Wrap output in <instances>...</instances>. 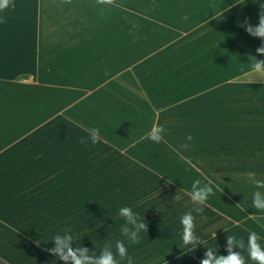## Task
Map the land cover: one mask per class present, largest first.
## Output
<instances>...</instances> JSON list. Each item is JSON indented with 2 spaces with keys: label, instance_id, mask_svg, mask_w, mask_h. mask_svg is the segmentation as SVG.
<instances>
[{
  "label": "crops",
  "instance_id": "obj_1",
  "mask_svg": "<svg viewBox=\"0 0 264 264\" xmlns=\"http://www.w3.org/2000/svg\"><path fill=\"white\" fill-rule=\"evenodd\" d=\"M14 3L7 10V23L0 24V264H62L48 250L55 247L53 237L66 230L73 236V248L84 246L89 255L93 251L98 256L103 247L111 246L115 253V234L110 235L115 239L96 234L85 241L79 236L83 230L98 232V225L83 221L84 209L99 215L93 193L68 191L73 184L65 186L66 177L36 174L34 168L46 167L45 163L37 165L39 161L22 154L31 151L29 138L43 134L44 129L32 126L43 115L33 112L58 95L71 105L67 117L90 135L98 130V136L114 134L115 126L139 124L147 104H202L197 118L201 124L193 133L202 136L206 147L202 166L218 169L219 184L208 198L209 206L192 214L197 217L194 231L203 243L182 246V224L148 225L138 244L120 240L132 264H200L209 248L228 255L226 237L234 235L245 242L236 250L246 264H256L247 241L249 232L255 231L264 248V227L256 222V216L264 213L253 207V194H264V188L251 183L264 181V77L252 71L251 56L264 41L239 24L245 18L258 24V4L253 0H116L119 7L98 0ZM131 101L136 110L131 111ZM126 112L128 122H123L120 117ZM208 181L203 178V184ZM84 199L92 202L90 206Z\"/></svg>",
  "mask_w": 264,
  "mask_h": 264
},
{
  "label": "rangeland",
  "instance_id": "obj_2",
  "mask_svg": "<svg viewBox=\"0 0 264 264\" xmlns=\"http://www.w3.org/2000/svg\"><path fill=\"white\" fill-rule=\"evenodd\" d=\"M64 100L68 98L52 97L49 104L33 112L43 115L32 125L44 129L43 134L29 138L31 151L22 154L39 161L37 165L45 163L46 167L34 168L36 174L66 177L69 182L65 186L73 184L68 191L93 193V203L96 202L93 207L99 215L94 211L84 213V209L83 221L98 225V232L83 230L79 234L83 241L91 239L92 235L97 238L96 234H109V238L115 234L118 240L126 239L121 228L127 225L119 215L123 207L130 208L148 225L181 224L186 213H196L199 207L188 195L194 181L199 180L203 186V178H207L212 181V187L219 190L218 169L202 166V151L206 147L202 136L193 133L201 124L197 118L203 110L202 104L163 102L156 106L158 109L147 104L149 109L143 112L145 117L140 116L139 124L133 125L131 118V125L121 127L123 129L115 126L111 130L114 134L98 136L93 143V135L67 117L66 111L71 105ZM132 101L131 111L137 109ZM127 114L120 117L121 121L128 122ZM156 128L163 129L157 133L163 137L159 143L149 138ZM75 177L81 178L82 183ZM176 195L180 199H174ZM84 203L90 206L92 202L84 199ZM208 206L209 201L205 207ZM106 226L114 233L105 232L102 228Z\"/></svg>",
  "mask_w": 264,
  "mask_h": 264
},
{
  "label": "clouds",
  "instance_id": "obj_3",
  "mask_svg": "<svg viewBox=\"0 0 264 264\" xmlns=\"http://www.w3.org/2000/svg\"><path fill=\"white\" fill-rule=\"evenodd\" d=\"M63 3H71L72 0H62ZM102 5H110L112 7H119L116 0H98ZM253 3L258 4V24L253 26L247 18H245L240 27H244L245 31L254 38H259L264 41V4L258 3V0H253ZM15 7L14 0H0V24L7 23V10ZM257 56H264V44L256 49V56H251L252 71L260 77H264V60H258ZM163 129L156 128L153 134L149 137L152 141L159 143L163 137L157 133H161ZM93 143L97 142L98 130L93 129ZM192 139L191 136L188 137ZM83 142V141H82ZM261 153L257 152L259 157ZM254 173H250V177H254ZM251 183L258 189L264 188V181L252 179ZM191 202L194 205H199L196 212L200 214L203 207L206 206L210 195H214L212 181L209 180L206 184L201 186V182L196 180L192 184V190L188 193ZM174 199L178 200L180 197L176 195ZM253 207L261 213H264V194L257 191L253 194ZM119 215L124 218L125 224L121 228V234L126 237L130 245L138 244L140 242V233L148 231V224H145L139 219L138 214H134L128 207H123L119 210ZM194 217L191 213H186L181 218L183 226L182 241L184 247L200 246L203 243L201 238L194 231ZM264 215L256 216V222L264 227ZM212 238L216 239V233L212 234ZM260 237L255 231L249 232L247 248L251 260L256 264H264V248L258 243ZM73 236L65 231L63 235L57 234L53 237L54 248L49 249V254L56 256L62 264H121V262L128 261L132 264V258L128 256V250L123 240H116L113 252V247H103L100 254L97 256L95 252L89 255V249L86 247H72ZM226 251L228 255H219L212 249H206L205 256L200 260V264H246L244 257L236 249H243L245 242L243 239H238L234 235H227L226 237ZM110 245V242H108Z\"/></svg>",
  "mask_w": 264,
  "mask_h": 264
},
{
  "label": "bare ground",
  "instance_id": "obj_4",
  "mask_svg": "<svg viewBox=\"0 0 264 264\" xmlns=\"http://www.w3.org/2000/svg\"><path fill=\"white\" fill-rule=\"evenodd\" d=\"M210 151H211V149H210Z\"/></svg>",
  "mask_w": 264,
  "mask_h": 264
}]
</instances>
